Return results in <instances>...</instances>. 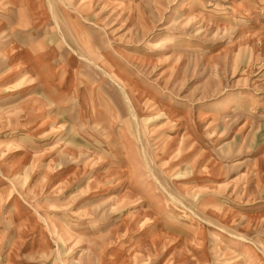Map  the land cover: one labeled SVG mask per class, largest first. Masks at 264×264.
Here are the masks:
<instances>
[{
	"label": "rangeland",
	"instance_id": "obj_1",
	"mask_svg": "<svg viewBox=\"0 0 264 264\" xmlns=\"http://www.w3.org/2000/svg\"><path fill=\"white\" fill-rule=\"evenodd\" d=\"M0 264H264V0H0Z\"/></svg>",
	"mask_w": 264,
	"mask_h": 264
},
{
	"label": "bare ground",
	"instance_id": "obj_2",
	"mask_svg": "<svg viewBox=\"0 0 264 264\" xmlns=\"http://www.w3.org/2000/svg\"><path fill=\"white\" fill-rule=\"evenodd\" d=\"M132 170V169H131ZM132 172V171H131Z\"/></svg>",
	"mask_w": 264,
	"mask_h": 264
}]
</instances>
